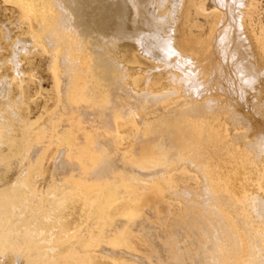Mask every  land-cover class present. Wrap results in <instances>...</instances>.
<instances>
[{
	"label": "bare ground",
	"instance_id": "6f19581e",
	"mask_svg": "<svg viewBox=\"0 0 264 264\" xmlns=\"http://www.w3.org/2000/svg\"><path fill=\"white\" fill-rule=\"evenodd\" d=\"M2 1L25 29L0 62L13 69L0 77V264H264L252 0ZM203 5L215 16L200 44L189 10ZM33 51L55 98L29 121Z\"/></svg>",
	"mask_w": 264,
	"mask_h": 264
},
{
	"label": "rangeland",
	"instance_id": "374dc122",
	"mask_svg": "<svg viewBox=\"0 0 264 264\" xmlns=\"http://www.w3.org/2000/svg\"><path fill=\"white\" fill-rule=\"evenodd\" d=\"M197 1H202V0H197ZM203 1H205V3L207 2V0H203ZM203 7L204 10L197 7H191L189 10L191 16L190 17L191 22H190V29L188 31L192 33V39L200 44H203V42L201 43V41L205 40L208 37L209 24L211 23V21L214 19L215 16V10L213 7L206 8V6L204 5ZM10 11L14 15H12ZM16 15L17 12L15 11V7L13 5L11 4L7 5V3H4L2 0H0V25L2 26V27L0 26V30H1L0 45L1 48H4L2 50L0 49V59H1L0 62H3V59H5L7 56L8 58H6L5 60H8L11 57L12 55L11 49L13 46V41L15 40L17 35L23 33L25 29V25L17 26V24L14 22ZM245 23H246V29L248 35L254 47L256 48L258 55L260 56V58H262V60H264V0L251 1V6L248 9ZM4 33L5 35L6 33H8L9 35V40L7 39L8 41L6 40V38L3 37ZM21 58L22 61L20 66L22 70L25 72V76H24L25 82L22 84V89L24 92V106L22 107L20 114L22 118L24 119L27 118V120L30 119L29 121H32L42 112H44L42 110H46L52 104L55 98V91L54 88L52 87L53 84L48 75L47 67L45 65V63L47 62L46 54H42L38 51H33L28 55L22 54ZM42 61L44 62V64ZM10 67H11V63L8 62L4 63V65H2L0 68V77L1 76L13 77V69ZM32 70L35 71V77H32V75L34 74L33 73L34 71L32 72ZM19 90L20 89L18 84H13L11 86L10 94L17 96ZM35 114H37V116ZM15 126H13V135L19 136L20 130L18 129L20 128L16 124ZM2 153L3 154L7 153L6 145L2 146ZM65 206H72V208L70 209V215L67 217V221L69 223L77 222L81 214V207H82L81 202L79 200L71 201V202H67ZM65 211H67V209H65L63 212ZM97 262L100 263L103 261L101 259H97Z\"/></svg>",
	"mask_w": 264,
	"mask_h": 264
}]
</instances>
